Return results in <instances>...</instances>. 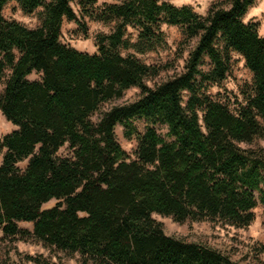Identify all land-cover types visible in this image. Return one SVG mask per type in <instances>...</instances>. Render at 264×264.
Wrapping results in <instances>:
<instances>
[{"label": "trees", "instance_id": "1", "mask_svg": "<svg viewBox=\"0 0 264 264\" xmlns=\"http://www.w3.org/2000/svg\"><path fill=\"white\" fill-rule=\"evenodd\" d=\"M9 1L0 0V111L14 128L0 140V233L32 235L93 264H235L166 235L152 215L245 227L264 205V148L240 146L264 139V35L243 20L256 0L219 1L206 14L168 0H14L27 14L41 8L33 28L4 17ZM64 18L83 33L86 18L112 28L95 36L93 52L80 51L61 41ZM162 24L180 27L183 45L195 43L183 70L151 87L145 79L160 67L121 49L165 45ZM233 53L252 74L235 110L207 92L226 78ZM33 72L39 79H28ZM131 87L137 99L91 120ZM116 125L136 140L133 158ZM64 144L70 153L61 156ZM19 222H31L32 232Z\"/></svg>", "mask_w": 264, "mask_h": 264}, {"label": "rangeland", "instance_id": "2", "mask_svg": "<svg viewBox=\"0 0 264 264\" xmlns=\"http://www.w3.org/2000/svg\"><path fill=\"white\" fill-rule=\"evenodd\" d=\"M121 0H98V3H113ZM169 2L180 5H191L195 11L200 14H206L211 4L224 0H168ZM76 10V7H74ZM41 8L33 13H24L18 3L14 0L9 1L3 7V15L7 19H14L33 28L39 25V12ZM243 20L257 22L259 33L264 35V0L256 2L248 8L243 16ZM87 32L74 21L62 20L61 41L80 51L93 52L95 50L94 41L98 33H108L112 26L101 22L84 19ZM165 35V45L154 51L145 53H135L131 49H121V53L126 55L133 53L143 62L160 67L157 75L145 79L148 86L162 82L183 70L185 58L188 51L193 47L195 39L189 45H183V36L181 28L175 25L162 24ZM128 35L131 41L135 40V31L128 27ZM203 68H206L204 66ZM28 79H39V74L31 73ZM252 82V74L245 66L244 60L236 53L232 54L230 71L226 78L218 85H211L208 88V94L215 99L225 102L231 110H235L237 102L243 100L248 93ZM2 86L0 85V90ZM140 95L138 87L127 89L122 97L103 102L99 110L91 115V120L96 122L101 113L114 105L129 103L137 99ZM134 124L139 131L144 130V122L139 119L134 120ZM14 126L10 124L0 111V140L2 136L10 132ZM156 129L165 137L167 131L163 125H156ZM123 127L116 125L114 128L115 137L121 147L134 157L136 140L128 139L123 134ZM243 148H264V139L258 138L250 144L241 143ZM70 153L67 144H64L58 151L61 156ZM0 154V163H1ZM27 160L17 163L21 169L25 168ZM55 203L50 200L44 207H49ZM254 219L245 227H236L221 221L209 220H186L184 222L174 221L171 216L153 214V218L162 224L166 235L183 239L187 242H195L205 246L212 247L224 255L228 256L235 264H264V205L258 203L254 208ZM18 226L32 232L31 222H19ZM29 257H38L47 264H93L92 261L85 262L77 252L58 250L55 247L48 246L34 238L32 235L23 237H5L0 233V264H36Z\"/></svg>", "mask_w": 264, "mask_h": 264}]
</instances>
